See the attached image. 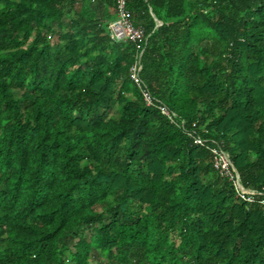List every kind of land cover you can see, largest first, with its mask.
Instances as JSON below:
<instances>
[{"label":"trees","instance_id":"1","mask_svg":"<svg viewBox=\"0 0 264 264\" xmlns=\"http://www.w3.org/2000/svg\"><path fill=\"white\" fill-rule=\"evenodd\" d=\"M116 5L0 0V264H264V0Z\"/></svg>","mask_w":264,"mask_h":264},{"label":"built area","instance_id":"2","mask_svg":"<svg viewBox=\"0 0 264 264\" xmlns=\"http://www.w3.org/2000/svg\"><path fill=\"white\" fill-rule=\"evenodd\" d=\"M110 37L113 43L121 44H142L146 45L147 39L143 29L135 27L129 19V12L127 11V0H117L116 5V18L110 22L109 26ZM141 55L139 56L136 64L130 69V76L132 81L141 89V80L139 73L142 69L140 65ZM143 99L145 100L147 106H156L161 114L168 118L171 123H176V114L168 109L165 105H155V99H153L150 94L141 89ZM183 125V122H182ZM189 136L192 137L196 145L204 146L206 140L196 137L193 133L189 132ZM211 154L213 156L214 168L220 173L221 176L228 178L234 185L237 193L247 202H253L252 196L260 195L254 191L247 190L243 188L240 180V176L236 171L229 153L222 150L220 147L210 148ZM264 207V200L260 202Z\"/></svg>","mask_w":264,"mask_h":264},{"label":"water","instance_id":"3","mask_svg":"<svg viewBox=\"0 0 264 264\" xmlns=\"http://www.w3.org/2000/svg\"><path fill=\"white\" fill-rule=\"evenodd\" d=\"M153 17H154V19H155V21H156V23H157V28L160 27V26L162 25V22H160V21L155 17L154 14H153ZM236 171H237V170H236Z\"/></svg>","mask_w":264,"mask_h":264},{"label":"rangeland","instance_id":"4","mask_svg":"<svg viewBox=\"0 0 264 264\" xmlns=\"http://www.w3.org/2000/svg\"><path fill=\"white\" fill-rule=\"evenodd\" d=\"M67 260V259H66Z\"/></svg>","mask_w":264,"mask_h":264}]
</instances>
